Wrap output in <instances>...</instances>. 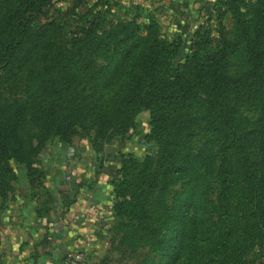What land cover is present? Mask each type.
<instances>
[{
  "label": "trees",
  "instance_id": "obj_1",
  "mask_svg": "<svg viewBox=\"0 0 264 264\" xmlns=\"http://www.w3.org/2000/svg\"><path fill=\"white\" fill-rule=\"evenodd\" d=\"M213 2L214 38L207 20L189 35L182 25L168 39L141 3L0 0V77L10 100L0 101V207L13 198L21 168L31 188L41 186L37 156L50 136L71 143L91 131L130 135L146 111L143 139L155 143L157 161L121 156L111 180L109 229L122 233L123 242L141 235L156 243L183 208L182 201L178 208L166 203L173 180L194 176L201 193L191 191L194 207L187 198L185 208L194 211L184 247L188 264H242L256 245L264 249V0L247 3V14L242 0ZM228 11L248 62L234 76L227 73L221 24ZM106 50L111 57L97 70ZM247 103L257 105L254 121L240 114ZM29 117L48 124L34 143L22 135ZM198 133L206 138L196 147ZM202 178L215 185L214 199L204 200Z\"/></svg>",
  "mask_w": 264,
  "mask_h": 264
},
{
  "label": "crops",
  "instance_id": "obj_2",
  "mask_svg": "<svg viewBox=\"0 0 264 264\" xmlns=\"http://www.w3.org/2000/svg\"><path fill=\"white\" fill-rule=\"evenodd\" d=\"M126 1L160 4L170 0ZM171 1L189 7L201 0ZM137 144L143 152L156 148L143 137ZM116 164L110 148L96 151L84 139L45 146L36 163L44 173L41 186L31 188L21 168L13 198L0 207V264H66L65 255L81 248L84 241L90 243L91 259L98 258L107 248L108 217L88 207L113 202L111 180Z\"/></svg>",
  "mask_w": 264,
  "mask_h": 264
},
{
  "label": "rangeland",
  "instance_id": "obj_3",
  "mask_svg": "<svg viewBox=\"0 0 264 264\" xmlns=\"http://www.w3.org/2000/svg\"><path fill=\"white\" fill-rule=\"evenodd\" d=\"M243 3L239 5L240 11L243 14L248 13L247 3L256 2L257 0H242ZM134 2V1H132ZM144 4L147 9L150 10L156 17L160 26L161 36L163 38L170 39L174 36L176 31L183 27L185 35H189L190 32L204 25L208 20L212 31V38L216 36L217 19L216 14L213 12L215 4L213 0H201L198 6H187L182 3L179 4L176 1H167L165 3H158L155 1L153 4ZM188 7V8H187ZM59 10H55L54 15H58ZM51 12H49V15ZM60 19L63 21L65 14H60ZM236 18L232 15L231 11L225 14L221 24L223 32L227 41V73L229 75H239L248 69V62L245 53V45L241 31L237 29ZM122 46L121 48H123ZM111 50H106L101 53L95 61V68L100 70L105 66L111 57ZM118 56H116L117 58ZM3 78L0 77V101L6 105L10 103L7 99V93L2 90L6 85L3 82ZM258 112L257 105L254 103H247L241 107L240 114L250 121L256 119ZM148 113L141 112L135 120V131L128 134L121 133H108V137H99L94 132H88L83 135L77 133L73 136L72 141L87 140L93 149L104 151L110 148L115 155L116 166L115 170L120 165V158L122 155L131 154L139 161L149 158L151 165H155L157 161V152L146 153L143 152L138 144L137 140L143 137L144 133L148 131ZM48 132V124L43 121L41 117H29L22 129V135L26 138H33L41 136ZM205 136L198 133L195 136V146H200L205 140ZM45 146L57 141L55 136H50ZM35 141H33L34 143ZM152 160V161H151ZM114 170V171H115ZM199 174V172L197 173ZM194 177V176H193ZM193 177H178L173 180L169 191L167 193L166 203L168 207H179L181 201L183 202V208L177 210V222H170L165 224L163 230L160 233L157 242H151L144 239L141 235L136 236L132 241L123 242L121 237L122 233H117L109 227L104 229V236L108 242L107 248L95 259L94 264H188L185 259V244L186 237L188 235V225L194 211L190 209L187 213L185 208L188 206V202H191V193H201L199 191L198 183L191 182ZM200 189H204V200H212L215 197V185L207 178L200 180ZM192 191V192H191ZM189 198V200H187ZM176 203V204H175ZM192 207L194 205L191 202ZM213 216H211L212 218ZM242 264H264V249L255 246L254 250L245 254L241 258ZM190 264H195L194 262Z\"/></svg>",
  "mask_w": 264,
  "mask_h": 264
},
{
  "label": "built area",
  "instance_id": "obj_4",
  "mask_svg": "<svg viewBox=\"0 0 264 264\" xmlns=\"http://www.w3.org/2000/svg\"><path fill=\"white\" fill-rule=\"evenodd\" d=\"M66 180H69V176L67 175ZM89 211L96 214H106L108 217V223L112 219L113 211L111 208V204H105V205H97V204H90L89 205ZM90 243L88 241H84L81 248L74 249L69 251L65 255V262L66 264H94L95 260H92L87 249L89 247ZM108 245V242L106 243V247Z\"/></svg>",
  "mask_w": 264,
  "mask_h": 264
}]
</instances>
